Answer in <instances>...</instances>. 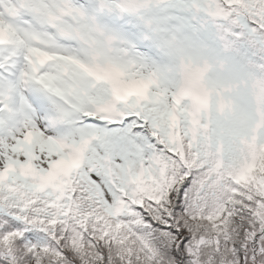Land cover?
<instances>
[{
    "label": "snow or ice",
    "instance_id": "6c2138e0",
    "mask_svg": "<svg viewBox=\"0 0 264 264\" xmlns=\"http://www.w3.org/2000/svg\"><path fill=\"white\" fill-rule=\"evenodd\" d=\"M0 264H264V0H0Z\"/></svg>",
    "mask_w": 264,
    "mask_h": 264
}]
</instances>
